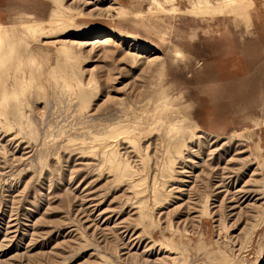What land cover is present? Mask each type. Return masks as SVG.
<instances>
[{
	"label": "rangeland",
	"instance_id": "374dc122",
	"mask_svg": "<svg viewBox=\"0 0 264 264\" xmlns=\"http://www.w3.org/2000/svg\"><path fill=\"white\" fill-rule=\"evenodd\" d=\"M158 2L66 0L80 34L53 0H0L20 53L0 69V264H264V0ZM183 121L199 134L166 181Z\"/></svg>",
	"mask_w": 264,
	"mask_h": 264
},
{
	"label": "bare ground",
	"instance_id": "6f19581e",
	"mask_svg": "<svg viewBox=\"0 0 264 264\" xmlns=\"http://www.w3.org/2000/svg\"><path fill=\"white\" fill-rule=\"evenodd\" d=\"M65 1L66 0H53L54 7H55L54 9L55 10H54V12H53V14L51 16L50 24H52V26L57 28V30H60V32H62V33L63 32H68V31L69 32H73V31L80 32L79 28H78V27H80V25L77 24L76 17H73L71 15H67L66 10H64L63 3ZM176 1H178V0H166V3L172 5V7H173L172 11L173 12H180L179 8L176 6V3H175ZM181 1H185V0H181ZM186 1H188V3L190 4V7H189L188 10L185 11V13L188 14V15H191V16H194V15L195 16H200V17H202L204 19H209L210 17H216L218 15L224 14L225 9H227L229 7L232 9V8H234L237 5L236 3H238V0H225L224 6L222 8H218L217 9V8H214L212 6L213 3L210 0H186ZM153 3L156 4L157 6H161V4L158 2V0H153ZM244 3H246V1H244L242 4H244ZM85 5H90V3L86 4V2H85ZM138 15L141 16V14H138ZM80 16L82 17L81 13H80ZM42 29H43L42 26H33V27L29 26L28 27V30L31 33L32 37L35 36L37 33H39L40 30L43 31ZM90 32H92V30H90V29L89 30L88 29H82L80 34H89ZM11 36L12 35L10 34V30L7 29L5 26L3 27L2 25H0V69H2L3 71H5L7 69L6 67H8L9 62H11V61L15 62L17 60V58L20 56V53H17V48L19 47V45H18V43H16L15 38H12L13 36L12 37ZM98 42H100V41H96V43H98ZM28 47H26V49ZM175 55H176V58H178L179 60L184 59V53L182 51H176ZM164 66H165V63L163 64V67ZM161 67H162V63H161ZM163 105H164V110H168V109H172L173 108L172 106H170L169 101L164 103ZM22 106L23 105L21 104V107ZM22 109H23V107H22ZM23 114H24L23 111L19 110L18 117L21 118L22 116H24ZM185 120H189V119L186 118ZM171 128H172V130H171L172 132L171 133L169 132L168 136H169V138L171 140H174V143L170 147L169 158L166 159V161L160 165L161 168H159L160 169V173H161V177L164 180H166V181H170L172 178H174V174H175V176L179 174V173H177L178 171L176 170L177 169V165L176 164L178 162H184V160H186L185 151H188L189 154H190L191 150L193 151V149L190 150V148H188V147H189V144H193V141L198 136L197 133L199 131V130L198 131L197 130H195V131L190 130V127L188 125H186L185 121H183L181 124H177L175 126H172ZM133 131L134 130L132 128H130L129 126H121V127L113 128L110 131H107L103 136H104V138L106 140L120 139V138H125L126 135L131 134ZM188 134L190 135V137L188 136ZM198 153L199 152H197V154ZM192 154H194V153H192ZM234 171H235V169H234ZM229 173H231V172L229 171ZM222 175H224V174H222ZM230 176L231 175H229L228 177H230ZM119 178H123V176L121 175ZM223 179L224 178H222V180ZM235 180H233V181H235ZM181 181L182 180H180V182ZM223 185H224V183L222 184V186ZM158 188H159V186H158ZM158 188L154 187V189H153L154 193L156 195L155 196L156 199L158 197V195H157ZM225 195H226V193H225ZM221 210H223V208Z\"/></svg>",
	"mask_w": 264,
	"mask_h": 264
}]
</instances>
